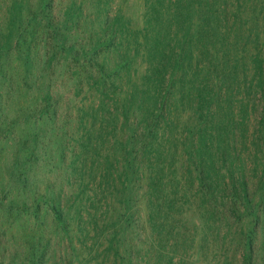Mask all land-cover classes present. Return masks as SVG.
I'll list each match as a JSON object with an SVG mask.
<instances>
[{
    "label": "rangeland",
    "instance_id": "374dc122",
    "mask_svg": "<svg viewBox=\"0 0 264 264\" xmlns=\"http://www.w3.org/2000/svg\"><path fill=\"white\" fill-rule=\"evenodd\" d=\"M25 1L0 0V264H264V0Z\"/></svg>",
    "mask_w": 264,
    "mask_h": 264
},
{
    "label": "trees",
    "instance_id": "16d2710c",
    "mask_svg": "<svg viewBox=\"0 0 264 264\" xmlns=\"http://www.w3.org/2000/svg\"><path fill=\"white\" fill-rule=\"evenodd\" d=\"M15 2L19 3L21 7H26V9H27V7H28V3H27V1H25V0H15ZM23 9H24V8H23ZM41 15H42V14H41ZM47 18H48V17H47ZM49 24H50V23H49ZM116 32H117V29H116ZM116 32H115V34H116ZM255 62L257 63L258 69H259V68L261 69V67L264 68V61H261L260 59L256 58V59H255ZM262 64H263V65H262ZM127 123L129 124V120H126V124H127ZM150 130H151V129H150ZM150 135L153 136L152 131H151V134H150ZM140 140L143 141V140H144V137H142Z\"/></svg>",
    "mask_w": 264,
    "mask_h": 264
}]
</instances>
